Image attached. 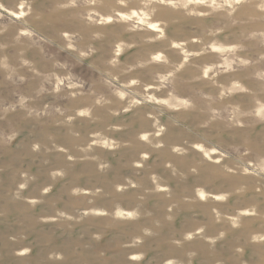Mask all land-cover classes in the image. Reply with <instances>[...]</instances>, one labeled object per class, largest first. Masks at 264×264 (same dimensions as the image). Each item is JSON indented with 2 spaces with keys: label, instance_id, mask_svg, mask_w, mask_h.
<instances>
[{
  "label": "rangeland",
  "instance_id": "374dc122",
  "mask_svg": "<svg viewBox=\"0 0 264 264\" xmlns=\"http://www.w3.org/2000/svg\"><path fill=\"white\" fill-rule=\"evenodd\" d=\"M0 264H264V0H0Z\"/></svg>",
  "mask_w": 264,
  "mask_h": 264
}]
</instances>
